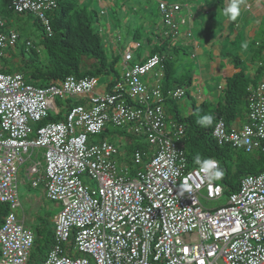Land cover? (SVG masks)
I'll use <instances>...</instances> for the list:
<instances>
[{"label": "built area", "instance_id": "built-area-1", "mask_svg": "<svg viewBox=\"0 0 264 264\" xmlns=\"http://www.w3.org/2000/svg\"><path fill=\"white\" fill-rule=\"evenodd\" d=\"M14 5L41 11L56 2L14 0ZM160 9L171 22L180 5L161 1ZM2 24L0 17V55L16 39L5 35ZM163 59L158 53L148 56L112 91L101 93L93 91L94 77L68 76L36 87L20 75L0 72V203L10 208L0 224V264H28L35 243L34 230L16 213L22 206L20 165L34 148L44 149V164L28 166L31 184L46 181L49 198L62 203L53 218L54 244L40 264H264V170L245 176L225 203L210 204L224 195L223 185L214 181L219 164L212 158L188 167L180 143L185 125L168 120L164 108L167 99H180L185 90L149 88L142 79ZM81 95L90 97L87 104L71 107L63 120L33 128V121L59 112L57 97ZM247 100L242 126L219 118L212 134L220 145L264 154V78L250 87ZM107 123L131 124L133 133L147 134L153 148L134 152L135 165H143L134 177L117 165L125 162L121 146L92 141ZM84 174L97 186L84 182Z\"/></svg>", "mask_w": 264, "mask_h": 264}, {"label": "trees", "instance_id": "trees-1", "mask_svg": "<svg viewBox=\"0 0 264 264\" xmlns=\"http://www.w3.org/2000/svg\"><path fill=\"white\" fill-rule=\"evenodd\" d=\"M0 13L5 19L10 20L13 12L8 8L9 0H0ZM171 5V3H168ZM180 5L179 10H174L170 16L171 22L167 21V16L164 11L160 9L158 4V15L160 17L159 28L157 31H152L156 37H161V45L156 46L152 50L155 52H164L168 49L167 40L164 37L173 35L183 24L186 23V15L182 12L183 5ZM124 6V3L121 4ZM170 8L168 6L167 11ZM51 16V23L54 33L48 36L45 33V26L40 19L35 18L38 30L41 32L40 45L44 48V54H39L38 50L30 47L29 58H22L20 63L9 64L3 68L7 72H22L27 81L36 86H47L52 81H59L65 79L69 75H76L84 77L88 75L102 76L110 78L108 84L111 89L119 78V74L106 62V55L101 37L95 31V21L98 20L99 14L96 9L83 6L82 0H59L58 8L48 14ZM133 40H140L141 35L136 33ZM150 38V37H149ZM151 39V38H150ZM149 39V40H150ZM148 41V39H147ZM172 50L177 53L181 47L171 43ZM25 48H23V56ZM26 52V51H25ZM92 60L91 63H86V60ZM172 57L167 56L164 61L165 80L163 81L164 90L175 88L176 86H189L184 78L176 77V69L172 62ZM236 66L240 70L236 71L232 76L226 79V88L224 89V101L215 102L214 110H209L207 106L209 101H203L201 104L193 105L194 111L183 116L176 100H170L169 110L172 114L173 120L179 121L185 125V134L181 139L185 154L188 161V167H194L201 162L215 158L219 162L220 173L219 182L224 185V196H228L239 188L240 182L244 176L249 174H257L264 170V154L255 153L247 154L240 152L236 148L228 145H220L213 136L212 131L214 125L219 118H224L228 126H232L238 119H241L248 105V87L253 80L245 72V67L240 65V59L236 57ZM115 78V79H114ZM190 82V80H189ZM127 95V93L125 92ZM84 100L78 98L58 97L56 99L59 112L51 111L47 117L41 121H33V128L42 126L49 122H57L63 120L66 112L71 107L81 104ZM204 116H211L212 122L210 124L198 123ZM131 124L124 127L113 129L111 123L105 125L104 131L97 136L108 135L107 141L121 146L124 153V161L134 163V152L136 150L150 151L152 144L147 141L145 136L140 132L133 133ZM130 127V128H129ZM122 136L128 137V142L121 140L115 141L111 138L116 132ZM35 134H31L34 136ZM123 144V145H122ZM153 148V147H152ZM197 157L200 163H197ZM135 165V163H134ZM8 206L0 203V224L4 214L8 211ZM45 226L37 227L35 229L36 239L33 244L28 264H40L47 257V249L54 244V228H51L53 221L49 218L44 219ZM46 248V250H45ZM77 254V253H74Z\"/></svg>", "mask_w": 264, "mask_h": 264}, {"label": "rangeland", "instance_id": "rangeland-1", "mask_svg": "<svg viewBox=\"0 0 264 264\" xmlns=\"http://www.w3.org/2000/svg\"><path fill=\"white\" fill-rule=\"evenodd\" d=\"M138 1V2H137ZM104 0L103 6L109 8L108 13L106 15H100V18H98L97 21H95V31L99 34L101 37V42L104 47L105 55H106V62L114 68L115 71L121 72L122 69L125 67V64L122 62V55H124V52L126 51V48L129 46L130 41L134 39V36L136 33H139L141 35V44L142 47H140L138 50L141 51L142 54L145 53V49L147 46V36H150V38H153V32L151 31H157L159 28V21L160 17L158 15V0ZM173 1V0H172ZM182 2H186V0H181ZM83 2H86L84 4L85 6L89 8H97V10L101 9L99 0H84ZM257 3L262 2V0H257ZM124 3V6L121 4ZM258 5V4H257ZM1 6V4H0ZM219 18V15L216 16V20ZM250 18V16H249ZM35 22V17L30 14H24L19 15L17 13H14L13 15V22L10 23L9 28L7 31L12 29H17L21 34V39L18 41V48L16 49V53L14 56H12L13 61L15 59L22 60L21 58V47L26 46L25 42L27 39H30L33 43H35L34 47L38 50L39 54L44 52V48L42 45H40V37L41 32L38 30ZM207 20L203 23L201 28V33L205 31L206 29ZM100 25V28H99ZM256 25H252L249 27L248 35L247 31L245 33L246 41H242L241 38H238L237 45L234 48H230V51L235 52V56H240L243 60L244 64V57H248L250 61L245 62V72L250 76L252 80L255 81V84H258L260 81L264 78V72H256L257 71V65L258 63H261L264 60V25H259L258 28L255 29ZM261 26V27H260ZM220 25L218 21L215 22L214 26H210L209 29V36L211 38L214 37V35L218 34V29ZM183 28V26H182ZM221 32V31H220ZM206 37V35H205ZM207 38V37H206ZM155 41H159L158 38ZM257 44V45H256ZM246 48V46H248ZM115 46V48H114ZM207 53L204 51V49H197L195 46L191 45L188 47H181L179 52L175 53L172 49L168 51L169 55L172 57V62L175 65L174 68L176 69V77L179 79H182L184 75H195L199 69L200 61L207 62L208 58L210 57L208 53L211 52L213 60H214V72L217 73L215 79L213 78L212 81H208V85H212V87L215 86V91L208 95L207 97H204L202 101H209V105L207 108L209 110H214L215 108V102L218 100L223 102L224 101V91L221 90L220 86H223L225 84L226 80H220L223 75H226V73H231L229 76H232L235 71L240 70V68H237L234 62H231L229 67L225 69V74H222L220 72V67H218L217 60L220 58V54L212 47H207ZM198 50V51H197ZM260 50V51H259ZM137 51V48L133 51L135 53ZM203 52V57L200 60L198 56L199 53ZM44 54V53H43ZM146 54V53H145ZM144 54V55H145ZM26 58H29V56L26 55ZM220 61V60H219ZM86 63H91L92 60H86ZM223 65H227V62L220 61ZM12 63V62H10ZM13 64V63H12ZM17 64V63H16ZM220 66V65H219ZM218 67V68H217ZM229 68H232V70H228ZM212 76H215L214 73L211 74ZM146 79H152L150 76H146ZM198 80V79H197ZM105 81V78L100 77L99 81L97 82V86H102ZM185 88V91H189L192 93L193 87ZM207 93L208 90L206 89ZM189 102L190 104L192 101L197 104H201L198 99L189 98L188 94L182 97L178 102L179 111L183 116H186V106H184V102ZM191 112L194 111L192 105L190 106ZM246 112L242 119L238 121L237 123L239 126H242V124L246 121L247 113H248V106L246 107ZM120 127H116L115 129L119 130ZM120 131V130H119ZM109 135V133H108ZM108 135L104 136H95L93 137L92 141L99 142L101 140L108 139ZM113 137L119 141V140H128V137L126 135H121L118 131L113 135ZM152 146H150V149ZM43 150L42 149H35L32 153V157L26 155V161L20 165V172H19V192H20V198L22 202V208L18 209L19 216H25L24 219H26V224L29 226H32L34 229L37 227L45 226V218H49L52 220L55 214L59 212V210L62 207V203L60 200H52L46 196V192L44 189V185L34 187L31 184V181L29 180V176L26 172L27 167L32 164L35 161L42 160ZM38 153V157H36V154ZM39 159V160H38ZM118 167H127L128 168V175L134 177L138 170L142 169L143 165H134V163H128V162H117ZM217 173V172H216ZM82 180L88 184H91L93 187L97 186L96 180L91 178L88 174H84L82 176ZM214 181L217 183L219 182V178L214 176ZM226 201V197H221L218 199L213 200L210 202V204L214 206H219L220 204H223ZM204 204H207V202H204ZM24 212V214H23ZM51 228H54L55 232V226L54 224H51ZM53 246V245H52ZM52 246L46 250L48 254L49 250L52 248Z\"/></svg>", "mask_w": 264, "mask_h": 264}, {"label": "crops", "instance_id": "crops-1", "mask_svg": "<svg viewBox=\"0 0 264 264\" xmlns=\"http://www.w3.org/2000/svg\"><path fill=\"white\" fill-rule=\"evenodd\" d=\"M103 1L104 0H99L100 4ZM149 1H153V0H149ZM169 1H172V0H169ZM256 1L257 0H239L240 15L238 16V18L235 21H233L228 16H225L223 14V10L230 5L231 0H186L185 3L182 2L181 0H173L172 2H178V3H181L183 5L181 13H184L187 16L186 17V19H187L186 23L182 25L183 28L181 26V30L184 32H187L188 30H190L192 32V36H187V35L180 36L178 38V42L176 43V45L179 47H183V48L184 47L186 48L188 46L193 45L197 49L198 48L202 49V50L204 49V51L206 53H207L206 48L212 47L214 49V51L216 50L220 54V58H218V59L222 62H224V61L227 62V65H223L219 60H217L218 67H220V69H221L220 72H222V74L226 73L225 69L227 67L231 66L230 65L231 62H234L236 65V62H235L236 57H238L240 59L239 67H241L242 65H244V67H245L246 66L245 62L250 61L249 58L244 57V64H243L242 58L240 56H235V52L230 51V48L235 49V46L238 47V45L236 44L238 38H241L242 41H246L245 40L246 39L245 33L249 29V27H251L252 25H256L255 26V29H256V28H258V26L260 24L264 25V0H262V2H259V3H257ZM248 5L251 6L250 9L246 8ZM217 15H219V18L216 20ZM249 16H250V18H249ZM206 20H207L206 29H205V31H203L204 34H202L201 28H202L203 23ZM216 21H218V23L220 25V27L218 29V34L214 35V37L211 38L209 36V29H210V26L215 25ZM205 35L207 38L205 37ZM247 35H248V31H247ZM149 37L150 36H147L148 43H147L146 49L144 50L146 54L151 52L154 48H156V46H159L163 43V42H161V37L158 38L155 35H153L152 39H150ZM154 38H158L159 41H155L156 39H154ZM130 42H132V41H130ZM168 43H170V41H168ZM140 47H142V46H140ZM248 47H249V45L246 46V48H248ZM114 48H115V46H114ZM138 49H137V51H135V53H133V56H134L133 61H135V62L140 61L144 57V54H145V53L142 54L141 51ZM208 55L210 57L208 58L207 62L200 61L199 69L195 75L190 76V75L186 74L183 77L186 80V82L190 83V85L186 86V87H188V88L193 87L192 93H190L189 91L187 92L188 97L189 98L195 97L196 99L201 101L200 103H202L204 101V100L202 101V99H204V97H207L208 95L212 94L215 91L214 90L215 86L212 87V85H208V81H212L213 78L215 79L216 76H219L213 70L214 60H213L211 52L208 53ZM197 57H199V59L201 60L203 57V52L199 53ZM122 58H123V55H122ZM122 62L125 64L124 60H122ZM259 65L260 64L258 63V65L256 67L257 68L256 72H262L263 71V69L260 68ZM124 69H125V67L122 69L121 72H118V74L120 76L123 74ZM228 70L231 71L232 68H229ZM212 73H214L215 76H212L211 75ZM230 74L231 73H226V75H223V77H221L220 80L221 81L226 80L228 77H230L229 76ZM149 76L152 79H147V81L150 85H152L155 83V71L152 72ZM189 80H190V82H189ZM109 81H110V78L106 77L103 85L101 87L97 86L94 91H99V92L107 91ZM225 84H226V82H225ZM225 84H223V86H220L222 91H224V89L226 88ZM253 84H255L254 80H253ZM206 89L208 90V93H207ZM78 99H82L85 101L86 97L78 98ZM188 103L189 102H187V101L184 102V106H186V109H185L187 112L186 114L191 113V109H192L190 107L191 105H192V107H193V105H197L195 103V101L194 102L192 101L190 104H188ZM168 116H169V118L171 117L169 115V113H168ZM111 138H113V135L111 136ZM122 140L128 141V140H124V139H122ZM115 141H116V139H115ZM38 156H40V155H38V153H37L36 157H38ZM18 183H19V177H18ZM23 214H24V212H23ZM20 218L24 219L25 216L23 215ZM24 220L26 223V219H24ZM52 221H53V218H52ZM29 227L33 228L32 226H29Z\"/></svg>", "mask_w": 264, "mask_h": 264}, {"label": "clouds", "instance_id": "clouds-1", "mask_svg": "<svg viewBox=\"0 0 264 264\" xmlns=\"http://www.w3.org/2000/svg\"><path fill=\"white\" fill-rule=\"evenodd\" d=\"M83 1L84 0H82V4H83V6H85L84 4H86L85 2L83 3ZM161 1H164V2H167V3H171V5H174L175 4V2H172V1H169V0H158V4L160 5V2ZM55 2H56V5L55 6H51V7H49V8H46V9H42L41 11H33V10H24V11H19V10H17L14 6V0H9V4H8V8L13 12V13H17V14H19V15H24V14H30V15H33L35 18H37V19H40L41 20V22H42V24L45 26V33L48 35V36H52L53 35V33H54V30H53V26H52V23H51V16H49L48 14H49V12H51V11H55L57 8H58V5H59V0H55ZM100 6H101V9L100 10H97V8H94V9H96L97 10V12H98V14H99V17L98 18H100V15H106L107 13H108V9L109 8H107V7H105V6H103V2L100 4ZM247 9H250L251 8V6L250 5H248L247 7H246ZM223 14L225 15V16H228L231 20H233V21H235L237 18H238V16L240 15V4H239V0H231V3H230V5L227 7V8H225L224 10H223ZM14 15V14H13ZM0 17H1V19H2V21H3V24H2V31L5 33V35H7V36H10L11 34H16V39H15V42L13 43V44H10L9 43V45H8V47L5 49V52L2 54V55H0V72L2 73V74H4V75H12V76H16V75H20L21 77H22V79L25 81V83H28V84H32V83H30V82H28L27 81V79H26V77L24 76V74L22 73V72H7V71H5L3 68H5V66L6 65H9V64H16V63H20L21 61L20 60H18V59H15V61H13V59H12V56H14L15 55V53H16V49L18 48V41H19V39H21V34H20V32L17 30V29H12V30H9V31H7V29L9 28V26H10V23L11 22H13V16H12V18H11V20H10V23L8 22V20L7 19H5L4 18V16L0 13ZM99 28H100V25H99ZM182 35H187V36H192V32L190 31V30H188L187 32H184V31H182L181 30V27L173 34V35H168L167 37H164V39H168L167 40V43H168V41H170V44H168V49L170 50V49H172V46H171V43L172 42H174V44L176 45V43L178 42V38L180 37V36H182ZM35 43H33L30 39H27L26 40V42H25V45L26 46H22L21 48V58H24L25 57V59H28V58H26V55L27 56H29V49H30V47H33V48H35L34 45ZM40 44V43H39ZM257 45V44H256ZM140 46H142V44H141V40H138V41H136V40H132V42H130L129 43V46L126 48V51L124 52V55H123V58H122V60H124V62H125V69H124V72H123V74L120 76L119 75V78H117V80H116V82L114 83V85H116V83L117 82H119V81H123L124 80V75H125V72L131 67V66H133V65H135L136 63H140V62H143L144 60H146L147 59V57L148 56H151V55H153V54H155V53H158V54H160V55H162L163 56V61H162V63H161V65H158V66H156L152 71H150L149 73H147L146 75H144L143 77H142V79H143V81H144V83L149 87V88H151V87H153V86H155V85H157V84H160L161 86H162V88H163V90H164V87H163V81L165 80V70H164V61L166 60V58H167V56H170L169 55V53H168V51L169 50H165L164 52H155V53H152V51L151 52H149V53H147V54H145L144 55V57L140 60V61H138V62H135V61H133V51L137 48H139ZM23 48H25V51H24V54H25V56H23V53H22V51H23ZM260 51V50H259ZM131 53V55H132V58H130V59H126V54L127 53ZM10 62H12V63H10ZM260 65H259V67L260 68H262L263 69V72H264V60L261 62V63H259ZM155 71V83L154 84H152V85H150L149 83H148V81H147V79H146V76H148V75H150L152 72H154ZM69 76H74L77 80H80V79H82V78H85V77H87V78H97V82L99 81V78L100 77H102V76H95V75H88V76H84V77H79V76H76V75H69ZM68 77V76H67ZM66 77V78H67ZM65 78V79H66ZM102 78H104V77H102ZM109 78V77H108ZM64 80V79H63ZM61 80H59V81H52L51 83H59ZM51 83H49L48 85H50ZM110 83V81L108 82V84ZM32 85H34V84H32ZM47 85V86H48ZM97 83H96V85H95V87H94V89H93V91L95 90V88L97 87ZM114 85H113V87H114ZM257 84H253V82L251 83V84H249V87H248V94H249V92H250V87H252V86H256ZM34 86H36V85H34ZM47 86H36V87H47ZM113 87L110 89L109 88V86H108V90L107 91H105V92H110V91H112L113 90ZM177 87H181V88H183L184 90H185V88H186V86H176L175 88H177ZM175 88H172V89H175ZM94 92H98V93H101V92H99V91H94ZM187 94V91H185V94L182 96V97H184L185 95ZM83 97H86V100L85 101H83L81 104H78V105H82V104H87L88 102H89V100H90V97L88 96V95H81V96H69V98H83ZM181 97V98H182ZM58 98V97H57ZM56 98V99H57ZM68 98V97H67ZM180 98V99H181ZM248 98V97H247ZM173 98H169V99H167L166 100V103H165V106H164V108H165V112H166V116H167V119L168 120H173V117H172V114H171V112H170V108H169V103H170V100H172ZM180 99H173V100H176L177 102L180 100ZM56 105H57V102H56ZM248 106V105H247ZM59 108V107H58ZM60 109V108H59ZM168 113H169V115L171 116L170 118H169V116H168ZM248 114V113H247ZM222 118V117H221ZM44 119V118H43ZM43 119H41V120H43ZM40 120V121H41ZM239 120H241V119H238V121ZM246 120H247V118H246ZM237 121V122H238ZM212 122V117L211 116H204V117H202L201 118V120H199L198 121V123H202V124H210ZM233 123L232 124V126H234V125H236V126H239V124L238 123ZM246 122V121H245ZM244 122V123H245ZM44 125V124H43ZM113 126V125H112ZM215 126V125H214ZM40 127V126H39ZM38 128V127H37ZM37 128H35V129H37ZM113 129H115L116 128V126H113L112 127ZM34 129V130H35ZM105 129V128H104ZM104 129L102 130V131H104ZM214 129V128H213ZM101 131V132H102ZM33 133L35 134V132L33 131ZM31 137H33V136H31ZM184 137V136H183ZM182 137V138H183ZM121 141H123V140H121ZM129 141V140H128ZM128 141H123V142H128ZM123 145V144H122ZM120 146V145H119ZM35 149H42V148H34L33 149V151L35 150ZM43 150V152H44V149H42ZM33 151H32V153H33ZM239 151V150H238ZM43 152H42V155H43ZM240 152H242V151H240ZM31 153V154H32ZM30 157H32V155L30 156ZM43 159H44V156H43ZM209 159H212V158H209ZM209 159H207V160H209ZM215 159V158H214ZM39 160V159H38ZM217 160V159H216ZM39 162L41 163V164H44V162L42 161V160H39ZM196 162L197 163H200V159H199V157H197V160H196ZM217 162H218V160H217ZM218 164H219V162H218ZM207 166H214V165H211V163L210 162H205V167H207ZM28 168V167H27ZM219 170V169H218ZM217 170V171H218ZM20 172V171H19ZM26 172H27V169H26ZM216 176L217 177H219L220 176V173L219 172H217L216 173ZM247 176V175H246ZM18 177H19V173H18ZM245 177V176H244ZM243 177V178H244ZM30 180V179H29ZM31 181V180H30ZM45 183H46V181H41L40 182V184L38 185V186H41V185H44V188H45V192H46V196L49 198V196H48V191H47V189H46V186H45ZM241 183V182H240ZM222 184V183H221ZM223 185V184H222ZM33 186V185H32ZM35 187V186H34ZM37 187V186H36ZM223 187H224V185H223ZM238 190V189H237ZM18 191H19V187H18ZM19 197H20V192H19ZM223 197H225L224 195H223ZM229 197V196H228ZM21 199V198H20ZM51 199V198H50ZM227 199L228 198H226V201H227ZM53 200V199H52ZM225 201V202H226ZM224 202V203H225ZM5 204V203H4ZM7 205V204H6ZM8 206V205H7ZM8 208H9V206H8ZM20 208H22V206L21 207H19V208H17L16 209V213L18 214V209H20ZM10 209V208H9ZM9 209H8V211H9ZM7 211V212H8ZM6 212V213H7ZM5 213V214H6ZM18 216H19V214H18ZM20 218V217H19ZM54 218V217H53ZM21 219V218H20ZM24 220V219H23ZM24 222H25V220H24ZM54 222V221H53ZM26 224V223H25ZM27 225V224H26ZM28 226V225H27ZM54 226H55V224H54ZM31 228V227H30ZM33 230H34V228H32ZM34 232H35V230H34Z\"/></svg>", "mask_w": 264, "mask_h": 264}]
</instances>
